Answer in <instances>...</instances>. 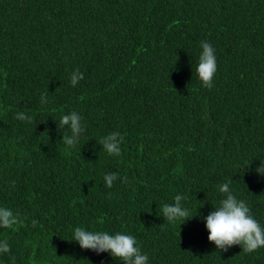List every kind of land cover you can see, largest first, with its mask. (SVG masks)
I'll return each mask as SVG.
<instances>
[{
  "label": "trees",
  "instance_id": "16d2710c",
  "mask_svg": "<svg viewBox=\"0 0 264 264\" xmlns=\"http://www.w3.org/2000/svg\"><path fill=\"white\" fill-rule=\"evenodd\" d=\"M201 41L216 50L211 89ZM72 111L86 130L68 148ZM113 132L120 156L100 144ZM260 161L264 0H0V206L23 220L0 228V264H122L70 241L76 227L133 235L148 264H264V247L219 251L203 219L229 182L264 227ZM108 173L127 181L108 188ZM176 195L194 217L169 223Z\"/></svg>",
  "mask_w": 264,
  "mask_h": 264
},
{
  "label": "clouds",
  "instance_id": "9594fccd",
  "mask_svg": "<svg viewBox=\"0 0 264 264\" xmlns=\"http://www.w3.org/2000/svg\"><path fill=\"white\" fill-rule=\"evenodd\" d=\"M200 47L202 51L199 55L196 72L202 86L211 89L213 78L217 72L216 50L208 41H201ZM82 79H84V75L79 69L71 73L70 82L73 87ZM40 102L42 105L48 102L47 93L41 95ZM15 118L28 123L33 120V117L25 112H17ZM65 126L70 129L71 134L63 135L62 142L68 148H75L79 144L82 133L86 130L83 117L76 111L62 115L59 127L63 129ZM122 143L123 137L119 132L110 133L100 140L103 149L110 156H120ZM255 171L258 175L264 176V161H260ZM117 179H121V182L127 181V177H119L117 173L105 174V186L111 188ZM218 190L224 194L223 199L220 200L218 207L203 217L209 232L208 240L213 242L219 251L225 252L234 245L242 246L246 253L264 247V227L253 217L247 203L237 199L229 182L219 185ZM184 199L186 197L176 195L174 203L162 206L163 218L167 222L175 223L177 220L186 222L194 217L189 218L190 211L182 204ZM22 224L23 220L18 213H14L8 207L0 206V228L12 229ZM70 241H76L81 249H89L97 254L108 252L122 264H148V256L141 252L135 237L130 234H110L107 231H90L84 227H76ZM10 251L8 240H0V254H7Z\"/></svg>",
  "mask_w": 264,
  "mask_h": 264
}]
</instances>
